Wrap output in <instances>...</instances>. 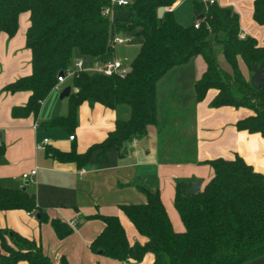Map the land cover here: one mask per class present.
Returning <instances> with one entry per match:
<instances>
[{"label":"trees","instance_id":"1","mask_svg":"<svg viewBox=\"0 0 264 264\" xmlns=\"http://www.w3.org/2000/svg\"><path fill=\"white\" fill-rule=\"evenodd\" d=\"M174 0H131L124 19H109L102 15L109 0H0V32L15 34L17 17L29 12L25 32L26 46L31 53L32 72L7 84L12 92L28 90L24 106H13L10 114L24 118L36 116L41 101L53 89L57 75L69 64L77 51L81 56L106 60L113 53L110 44L117 33L134 31L143 40L139 52L130 61L124 76L81 72L72 78L76 90L68 95L66 116H57L49 125L73 129L76 108L82 102L100 103L109 108L124 103L131 114L117 120L115 129L100 144L89 146L83 153L53 151V157L74 161L83 167L92 151L100 149L98 164L107 161L106 151L120 147L124 141L147 134L149 124L157 120L156 86L171 68L200 55L207 65L193 85L197 100H202L209 88L217 89L210 106L248 107L253 115L237 122V129L259 132L264 136V85L254 90L241 72L243 62L252 73L253 66L262 63L264 76V46L253 37L239 36L238 15L231 9L210 4L198 27L182 26L169 11L157 18L160 6H172ZM195 2V16L201 11ZM253 19L264 24V0H254ZM213 42L219 43L230 71L222 69L216 60ZM4 147L0 146V156ZM214 175L195 194L187 195L184 183L175 184L174 206L184 230L172 229L157 190L141 188L145 202L122 205L121 209L137 232L146 237L144 244L130 245L116 216H94L104 222L103 229L90 242L92 251L121 261L141 260L153 254L151 264H243L264 255V177L255 172L243 158H216L208 162ZM38 209L33 196L19 189L0 188V209ZM38 219L46 217L40 211ZM57 237L71 232L67 224L50 220ZM0 264H53L31 239L15 231L0 228ZM60 264H68L65 258Z\"/></svg>","mask_w":264,"mask_h":264},{"label":"crops","instance_id":"2","mask_svg":"<svg viewBox=\"0 0 264 264\" xmlns=\"http://www.w3.org/2000/svg\"><path fill=\"white\" fill-rule=\"evenodd\" d=\"M195 2L201 11L196 16ZM206 2L174 0L170 13L182 26H190L206 11L209 5ZM253 2L217 0L216 4L238 15L240 36L254 37L258 45L264 46V24L253 19ZM126 15L127 10L118 7L113 10L111 19H124ZM17 23L14 35L0 32V146L4 147L0 156V188L27 192L33 196L38 209H0V228L34 240L53 264H60L62 258L68 264H151V253L137 261H118L89 248L104 227V222L94 216H116L130 245L147 241L121 209L122 205L145 202L140 187L158 191L172 229L181 233L184 225L173 202L177 182L190 187L198 180L201 190L214 175L208 162L235 156L242 157L264 177V136L236 127L238 121L253 115V111L244 106H210V101L218 94L214 88H209L204 98L197 100L193 85L207 68L200 55L171 68L160 78L156 86L157 120L148 125L145 136L124 141L118 148L110 147L106 151L107 161L102 165L97 159L100 149L91 152L83 167H78L74 161L53 157L51 153L56 150L83 153L89 146L100 144L115 129V122L128 119L131 111L124 103L109 108L85 101L76 108L73 129L49 125L55 117L67 115L68 96L59 97L67 86H70L69 93L74 91L72 78H67L41 101L36 116L13 117L11 108L24 106L30 91L12 92L5 87L32 72L31 53L25 44L29 12H20ZM133 32L122 34L131 37L135 35ZM139 38L137 53L143 40ZM213 47H217L216 60L220 67L230 71L220 44L213 42ZM112 55L106 60L113 59ZM79 59L86 66L103 61L81 56L76 51L71 63ZM240 69L250 80L251 72L243 62ZM45 138L49 140L45 147L36 148L35 143ZM31 170H35L34 174L24 180L21 175ZM39 211L46 217L43 221L38 219ZM50 220L67 224L71 232L63 238L57 237ZM16 264L27 263L18 261ZM243 264H264V255Z\"/></svg>","mask_w":264,"mask_h":264},{"label":"built area","instance_id":"3","mask_svg":"<svg viewBox=\"0 0 264 264\" xmlns=\"http://www.w3.org/2000/svg\"><path fill=\"white\" fill-rule=\"evenodd\" d=\"M131 0H109V6L105 7L102 11V15L107 16L109 19H111V15L112 12L115 8L118 7H126L128 6V4H130ZM207 4H216L217 0H206ZM167 11H171V7H166ZM199 25V21H195L194 22V27H198ZM240 36V35H239ZM241 38H243L242 36H240ZM130 35H126V34H122V33H117L114 34V37H112L110 44L111 46L114 48L115 45H119V44H124V43H128L130 40ZM130 67L125 66L122 64V62L118 59H108V60H104L99 62V64H94L91 66H86L82 60H75L72 63L69 64V66H67L63 71H61L57 77H56V82L54 84V88H58L59 85L67 78H73L76 77L79 73L81 72H90V73H102L104 75L110 76V75H119V76H124L127 73V70ZM74 90H76V88L74 87ZM73 138V135H71L69 137V139L71 140ZM48 139H42L40 142L35 143L36 148L40 149V148H44L45 144L48 142ZM35 170H31L30 172H26L23 173L21 175V177L26 180L28 178H30L29 176L34 174ZM73 224V222H72Z\"/></svg>","mask_w":264,"mask_h":264},{"label":"water","instance_id":"4","mask_svg":"<svg viewBox=\"0 0 264 264\" xmlns=\"http://www.w3.org/2000/svg\"><path fill=\"white\" fill-rule=\"evenodd\" d=\"M164 11H165V7L160 6L159 9L157 10V18H160ZM128 71H129V69L127 70V72ZM262 72H263L262 63L259 65L254 64L253 72H252V75L250 78V85L254 90L255 89L258 90V89H260V87H262L264 85V76H263ZM69 90H70V86L65 87L61 91L59 97L60 98L67 97L69 95ZM199 184H200V182L197 180L195 183L191 184L190 187H187L185 189L186 194L187 195L195 194L199 190V187H200ZM99 252H101V251H99Z\"/></svg>","mask_w":264,"mask_h":264},{"label":"rangeland","instance_id":"5","mask_svg":"<svg viewBox=\"0 0 264 264\" xmlns=\"http://www.w3.org/2000/svg\"><path fill=\"white\" fill-rule=\"evenodd\" d=\"M140 42V38L137 35H132L131 40L129 43H124L121 45H115L113 48V55L112 57L115 59L120 60L123 62V65L129 66L130 61L136 56L137 54V47ZM218 50L214 48V53L217 54ZM252 75V73H251Z\"/></svg>","mask_w":264,"mask_h":264}]
</instances>
